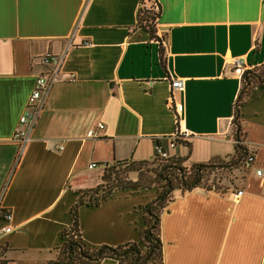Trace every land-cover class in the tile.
<instances>
[{
    "label": "crops",
    "instance_id": "1",
    "mask_svg": "<svg viewBox=\"0 0 264 264\" xmlns=\"http://www.w3.org/2000/svg\"><path fill=\"white\" fill-rule=\"evenodd\" d=\"M157 3L152 39L136 25L140 0H0V207L14 228L0 237L5 264L54 260L78 192L99 184L104 165L151 161L157 148L185 167L235 158L233 63L264 65V0ZM46 54H64L61 71L17 158L13 135ZM167 76L184 81L177 125ZM238 122L246 152L238 151L251 166L228 192L173 191L160 215L161 264H264V86L252 89ZM176 131L185 144L171 148ZM154 195L122 190L81 206L84 244L137 242L140 208Z\"/></svg>",
    "mask_w": 264,
    "mask_h": 264
},
{
    "label": "trees",
    "instance_id": "2",
    "mask_svg": "<svg viewBox=\"0 0 264 264\" xmlns=\"http://www.w3.org/2000/svg\"><path fill=\"white\" fill-rule=\"evenodd\" d=\"M159 14L157 0H140L136 25L152 39H156L155 23ZM258 86H264V65L256 70L244 71L241 77V89L233 106L232 119L233 137L239 144H242L239 140L240 110L248 100L252 89ZM173 141L174 147L178 143L185 144L183 136L175 135ZM235 146V158L228 161L217 160L205 165L194 164L185 167L182 159L161 157L157 153L151 161L124 160L104 165L99 184L92 189L78 192L77 199L69 210L70 225L59 234L61 243L55 249L56 257L45 264H99L103 260H111L115 264H161L160 215L172 200L173 191L180 190L183 193L201 188L208 192L220 193L215 190L213 182H210L212 188L206 185L214 169L218 167L231 168L245 175L248 170L246 154L238 151L244 148L240 145ZM149 189H153L155 195L140 208L144 229L139 234L137 242L118 246L101 245L95 249L88 248L84 244L78 223V209L81 206H98L116 191ZM0 264H5L1 251Z\"/></svg>",
    "mask_w": 264,
    "mask_h": 264
},
{
    "label": "built area",
    "instance_id": "3",
    "mask_svg": "<svg viewBox=\"0 0 264 264\" xmlns=\"http://www.w3.org/2000/svg\"><path fill=\"white\" fill-rule=\"evenodd\" d=\"M63 60H64V54L59 56L46 54L38 60V64L43 68L44 71L35 79V83L33 85L32 91L26 102L24 111L18 119V125L13 135L14 140L18 144L17 158L20 157L23 148L29 139L30 130L32 128L34 121L37 119L42 109L44 99L46 98L52 84L56 81L57 75L61 71ZM233 65L236 68V72H239L240 76L242 77V74L244 72V69L242 68L243 63L239 60H235ZM165 79L168 80L169 82V88L171 91L169 101H170V105L173 106L174 119L177 125L183 113V105L177 102L174 96L175 94L181 93L184 90V81L180 78H172L170 76H167ZM102 127L103 126L101 124H98L96 126V128L98 129H101ZM175 135H178L177 131L172 136V140L170 142L171 148L174 147L173 137ZM62 147H63L62 145H59L57 149L62 150ZM156 153L161 157H166V153L160 148L156 149ZM245 156H246L245 157L246 166L249 168V166H251V163L253 162V158L251 157V155L247 156V153ZM93 167H94L93 165H90L89 169H93ZM255 175L260 177L262 175V170L260 168L257 169L255 171ZM241 195H242L241 191H236L234 194V198H239L241 197ZM0 219L5 221L7 224L5 225V227L0 229V237H3L8 235L14 230V228L10 225V221H11L10 211L8 209L0 207Z\"/></svg>",
    "mask_w": 264,
    "mask_h": 264
},
{
    "label": "rangeland",
    "instance_id": "4",
    "mask_svg": "<svg viewBox=\"0 0 264 264\" xmlns=\"http://www.w3.org/2000/svg\"><path fill=\"white\" fill-rule=\"evenodd\" d=\"M96 172L97 171H94V173ZM212 174L213 175H211L206 185L208 187H211L210 182H213L215 190H218L220 193L228 192L232 189L233 190L237 189L244 175L240 171L232 170L231 168H226V167L224 168L218 167L214 169Z\"/></svg>",
    "mask_w": 264,
    "mask_h": 264
},
{
    "label": "water",
    "instance_id": "5",
    "mask_svg": "<svg viewBox=\"0 0 264 264\" xmlns=\"http://www.w3.org/2000/svg\"><path fill=\"white\" fill-rule=\"evenodd\" d=\"M235 145L239 146L238 142L235 143ZM244 152H246L245 149H242ZM246 154V153H245Z\"/></svg>",
    "mask_w": 264,
    "mask_h": 264
}]
</instances>
